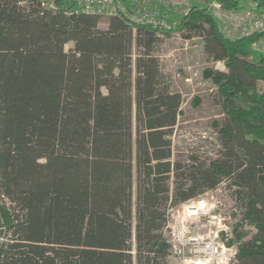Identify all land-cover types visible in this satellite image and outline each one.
I'll list each match as a JSON object with an SVG mask.
<instances>
[{
    "label": "trees",
    "instance_id": "trees-1",
    "mask_svg": "<svg viewBox=\"0 0 264 264\" xmlns=\"http://www.w3.org/2000/svg\"><path fill=\"white\" fill-rule=\"evenodd\" d=\"M100 16L72 0H0V264H167L168 209L223 178L255 229L244 240L236 223L229 264H264V57L252 49L264 31L226 39L197 4L181 18L227 68L209 73L224 105L217 155L183 163L170 138L182 100L159 36L119 16L100 29Z\"/></svg>",
    "mask_w": 264,
    "mask_h": 264
},
{
    "label": "rangeland",
    "instance_id": "rangeland-1",
    "mask_svg": "<svg viewBox=\"0 0 264 264\" xmlns=\"http://www.w3.org/2000/svg\"><path fill=\"white\" fill-rule=\"evenodd\" d=\"M204 1L207 3L215 0ZM172 2L177 1L171 0L169 3ZM193 4L203 6L201 0H179L174 4V8H171V14H174L173 18L183 17L184 11L185 14L188 13L189 7ZM244 7V9L255 7L258 12L264 13V6H258L255 1H245ZM108 17L100 16V27H104ZM187 34L189 35V32L181 29L179 24H175L171 33L159 36L160 42L155 50L160 67L169 78L171 90L181 95L180 112L170 138L173 151L172 159L183 161V163L189 162L188 157L192 153L198 155L199 161L214 158L217 155L219 145L214 123L223 121L224 105L222 104L223 99L218 94L219 88L209 73L213 71L227 72L223 60H214L206 55L200 36L191 33L190 38H187ZM263 45L264 37L253 43L252 49L257 52L256 49H261ZM72 47L73 43L70 41L65 44L64 49L69 50ZM134 54L135 49L133 48V56ZM255 88L258 93H264V81H257ZM237 103L239 104L236 101L234 105ZM240 103L243 105L241 101ZM134 131L133 119L132 132L134 133ZM135 177L134 171L133 226L135 224ZM230 185V181L223 178L214 189L207 190L168 209L167 223L163 230L171 245L169 256L166 258L167 264H191L188 257L197 258V256L188 253L190 244L184 247V256L187 259L185 263L177 253H174V245L176 246L175 250L178 251L181 240L189 238H197L200 241L215 239L225 248L235 249L233 258L227 264L233 261L238 242L230 241L234 239L233 229L236 223L240 222L239 230L246 233L244 240L249 239L255 229L242 219L241 210L235 206ZM170 187H173V178L170 179Z\"/></svg>",
    "mask_w": 264,
    "mask_h": 264
},
{
    "label": "built area",
    "instance_id": "built-area-1",
    "mask_svg": "<svg viewBox=\"0 0 264 264\" xmlns=\"http://www.w3.org/2000/svg\"><path fill=\"white\" fill-rule=\"evenodd\" d=\"M171 0H72L73 8L76 12L88 14L119 16L127 23L137 26H148L154 29L158 36L165 33H171L173 26L178 24L181 16L173 18L171 8L174 4ZM203 6L216 21L221 35L230 40L249 36L253 33L264 31V13L258 12L255 7H249L244 10L227 9L220 2L209 1L205 3L201 0ZM45 6V4H42ZM52 9L53 4L46 5ZM185 15V11H184ZM183 15V16H184ZM257 53L264 57V45L256 49ZM190 244L188 253L197 256V258L188 257L191 264H227L233 258L235 249L225 248L222 243L215 239L198 240L197 238L183 239L180 242L179 249L174 253L187 261L184 256L185 245Z\"/></svg>",
    "mask_w": 264,
    "mask_h": 264
},
{
    "label": "crops",
    "instance_id": "crops-1",
    "mask_svg": "<svg viewBox=\"0 0 264 264\" xmlns=\"http://www.w3.org/2000/svg\"><path fill=\"white\" fill-rule=\"evenodd\" d=\"M104 24H105L104 27H100L99 23H98V27L101 28V29H106L107 26H108V19L106 20V22Z\"/></svg>",
    "mask_w": 264,
    "mask_h": 264
}]
</instances>
